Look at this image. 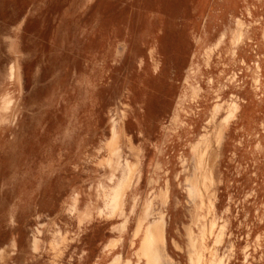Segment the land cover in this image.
<instances>
[{
	"label": "rangeland",
	"instance_id": "obj_1",
	"mask_svg": "<svg viewBox=\"0 0 264 264\" xmlns=\"http://www.w3.org/2000/svg\"><path fill=\"white\" fill-rule=\"evenodd\" d=\"M16 17L0 264H137L146 203L165 264H192L190 231L198 264H264V0H0V23ZM112 122L137 169L118 213L103 197L122 176L106 163Z\"/></svg>",
	"mask_w": 264,
	"mask_h": 264
},
{
	"label": "bare ground",
	"instance_id": "obj_2",
	"mask_svg": "<svg viewBox=\"0 0 264 264\" xmlns=\"http://www.w3.org/2000/svg\"><path fill=\"white\" fill-rule=\"evenodd\" d=\"M236 38V37H235ZM11 75H12V73H11ZM232 103V102H231ZM9 104H10V99L6 96V95H3L2 96V98H1V100H0V111L1 112H3V111H6V109L8 108V106H9ZM231 105V104H230ZM233 111H234V107L233 106H231V107H229L228 108V112L226 113V115H225V117L223 118V119H221L220 120V122H219V128H218V133L219 134H221V131H222V128H223V126H225L226 125V119L227 118H229V117H231L232 115H233ZM211 120H213V116H212V118H211ZM115 129H116V131H117V134H112V136L110 137V140H109V142H108V151H109V153L108 154H110V156H109V158H108V156H107V161H106V163H107V165L108 166H112V168H113V166H116V167H119V170H120V174L122 175L121 176V179L116 183V184H114V185H111V186H109L108 188H104V190H103V197L105 198V199H107L106 200V203H107V207L108 208H110L109 209V211H111L112 213H114V212H116V213H118L117 211H119V210H121L122 209V205H123V201H124V197H123V192H124V189H125V191H127V189L129 188V186H130V184H131V181H132V178H133V176L135 175V173L137 172V169L134 167V168H132L131 170H130V168H125V165H123V163H121V161L119 160V158H120V150H119V146H118V139H119V137H120V130L118 129V127H117V123L116 122H112V124H111ZM113 133H114V131H113ZM219 136V135H218ZM219 138V137H218ZM205 139V138H204ZM203 139V140H204ZM105 144V143H104ZM202 144V143H201ZM193 147V146H192ZM199 147H201V146H199ZM205 148V147H204ZM208 149V148H207ZM198 151V150H197ZM107 153V152H106ZM203 153V152H202ZM201 152H199V153H197L196 154V156H195V160H194V170L196 171V175H195V173H194V176L190 179V181H189V186H188V188H187V194H188V196L190 197V198H196V197H198V198H200L201 196H203L202 194H201V189L199 188V189H197L196 190V188L195 187H197V186H195L196 184H198V186H199V183H198V181H197V177H198V174L200 175V174H202V172H203V167H204V162H202V159H203V156H205L204 154H202ZM207 153V152H206ZM203 155V156H202ZM217 156V155H216ZM106 157V156H105ZM215 159V158H214ZM204 161V160H203ZM103 162V161H102ZM101 162V163H102ZM101 165V164H100ZM200 167H202L203 169H201L200 170ZM123 168H125V169H127V171H126V174L124 175V169ZM209 169V168H208ZM209 174V173H208ZM202 177V176H201ZM209 178H210V175H209ZM207 180V179H206ZM209 182V181H208ZM212 182V181H211ZM203 183V182H202ZM208 184V183H207ZM204 185V184H203ZM208 191V190H207ZM202 193H203V191H202ZM206 193V192H205ZM206 195V194H205ZM124 196H125V194H124ZM207 197V196H206ZM213 197H215V196H213ZM214 199V198H213ZM206 200H207V198H206ZM202 201V200H201ZM198 203H199V201H198ZM201 204H203V202L201 203ZM206 204V203H205ZM204 205V204H203ZM203 205H202V207H203ZM209 205V204H208ZM207 207V206H206ZM207 209V208H206ZM212 209H213V207H212ZM211 209V210H212ZM208 210V209H207ZM210 210V209H209ZM203 211V210H202ZM83 213H85V212H83ZM207 213H208V211H207ZM87 214V213H86ZM146 214H147V216H146ZM153 213H152V208H151V205H150V203H146L145 205H144V215H141V217H139V219H138V231H137V229H136V232H137V234H139L138 232H140L139 230L141 229V227H142V229H144V228H147V236H149L150 237V234H152V232L150 231V230H153L154 229V225L155 224H157L158 223V221L155 223V221H153V223L154 224H151L150 225V223H146L145 224V221H146V219L149 217V216H151ZM209 214V213H208ZM157 215V214H156ZM204 215V217L206 216L205 214H203ZM203 215H202V217H203ZM81 216H83V214L81 215ZM84 217V216H83ZM199 218V217H198ZM158 220H160V221H162V219L160 218V216H159V218H157ZM201 219V218H200ZM82 220V219H81ZM84 220V219H83ZM198 220V219H197ZM79 222H81V221H79ZM204 222V221H203ZM202 224V223H201ZM214 225V224H213ZM196 226V225H195ZM198 226H199V224H198ZM197 226V227H198ZM196 227V228H197ZM161 229H162V232H163V236L162 237H164V225L162 224V226L160 227ZM210 228V227H209ZM208 230V229H207ZM205 229H204V226H202L201 227V233H200V238L202 239L203 238V236H204V233H205ZM191 232V231H190ZM187 233L188 234V238H189V242H190V245L189 246H191V252H190V260H191V262H192V264H193V262H197L196 261V257L194 256L196 253H198V251H199V249H200V247L199 248H197V247H195L194 246V239L192 238V234L191 233ZM207 232V231H206ZM195 233H197V232H195ZM208 233V232H207ZM198 234V233H197ZM219 235V234H218ZM148 237V238H149ZM161 237V238H162ZM220 237V236H219ZM164 239V238H163ZM218 239V238H217ZM203 240V239H202ZM198 241V240H197ZM188 242V241H187ZM152 243H150V245H151ZM198 246V245H197ZM152 248V247H151ZM190 248V247H189ZM152 250V249H151ZM143 253V252H142ZM154 253V252H153ZM163 253H164V251H163ZM216 254V253H215ZM143 256V255H142ZM165 256V255H164ZM1 257H2V255H1ZM143 258V257H142ZM153 258H155V256H153ZM153 258H146V260L143 262V261H140L141 260V258H140V260L139 259H137V264H165V262H166V260L165 259H163V261H161L160 263L158 262V260L156 261L155 259H153ZM217 258V257H216ZM199 259H200V257H199ZM198 259V260H199ZM3 259H1L0 261H2ZM4 260H5V258H4ZM202 262V261H201ZM222 263V262H221Z\"/></svg>",
	"mask_w": 264,
	"mask_h": 264
},
{
	"label": "crops",
	"instance_id": "obj_3",
	"mask_svg": "<svg viewBox=\"0 0 264 264\" xmlns=\"http://www.w3.org/2000/svg\"><path fill=\"white\" fill-rule=\"evenodd\" d=\"M16 23H17V17H16V22H13L12 19H10V24L6 23V24L2 25L0 23V89L4 85L2 83V78L4 79L7 77L8 79H10V82H12L13 78H14L16 81V84H18V68H19L18 67V40H17V37L13 36V31H14L13 26ZM9 27H10V29H9ZM235 37H234V40L238 39L237 35ZM2 69H5V71H7L6 77H3V73H2L3 70ZM13 71H15V72L13 73ZM11 73H12V75H11ZM11 87H12V83H11ZM219 137H220V134H219ZM124 172H125L124 173V175H125L126 174L125 168H124ZM195 186H197V187H195L197 190L199 187L198 184H196ZM125 193H126V191L124 189L123 197H124ZM143 214H144V208H143L142 215ZM136 229L138 231V224L136 226ZM139 231L140 232H138V233H139V235H141L140 239H142V241H143V244H141V247H140V253L143 252L142 254H145V256H143L144 258L141 260L139 259V260L144 262L146 260V258H153V256H155V254L157 255V253L155 252L154 249L151 250V247L149 245L150 240L148 239V236H147V231H148L147 228L142 229V227H141V229ZM199 247H200V249H199L198 253H196L194 255L197 258L196 259L197 262L196 263L193 262V264H198L201 261H203L202 248H201V246H199ZM199 257H200V259H199ZM153 259H155L156 261L158 260V262L160 263L161 261H163V259H165V257L163 259H158L155 256V258H153ZM221 260H222L221 258H216V257L212 256V258L209 261V264H223V263H221Z\"/></svg>",
	"mask_w": 264,
	"mask_h": 264
}]
</instances>
